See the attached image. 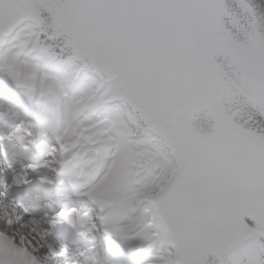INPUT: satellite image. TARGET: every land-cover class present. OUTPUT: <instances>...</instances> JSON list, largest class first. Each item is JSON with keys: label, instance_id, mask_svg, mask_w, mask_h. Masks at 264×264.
<instances>
[{"label": "snow or ice", "instance_id": "snow-or-ice-1", "mask_svg": "<svg viewBox=\"0 0 264 264\" xmlns=\"http://www.w3.org/2000/svg\"><path fill=\"white\" fill-rule=\"evenodd\" d=\"M70 52L105 73L146 134L141 216L157 264H197L186 238L264 235V6L257 0H33ZM4 4L0 3V10ZM243 13L246 36L233 40ZM114 238L119 232H113ZM26 252L10 241L8 259ZM28 264H34L29 260Z\"/></svg>", "mask_w": 264, "mask_h": 264}, {"label": "clouds", "instance_id": "clouds-1", "mask_svg": "<svg viewBox=\"0 0 264 264\" xmlns=\"http://www.w3.org/2000/svg\"><path fill=\"white\" fill-rule=\"evenodd\" d=\"M257 3L264 6V0ZM14 107L0 96V237L27 253L16 264H143L156 233L139 216L104 221L93 199L99 181L89 145L95 141L76 133L71 102L61 128L46 126L39 111L20 116ZM113 232L125 247L119 260L102 255ZM0 259H8L6 244Z\"/></svg>", "mask_w": 264, "mask_h": 264}, {"label": "rangeland", "instance_id": "rangeland-1", "mask_svg": "<svg viewBox=\"0 0 264 264\" xmlns=\"http://www.w3.org/2000/svg\"><path fill=\"white\" fill-rule=\"evenodd\" d=\"M6 3L13 7V11H21V9L13 6L16 3L30 4L27 0H6ZM241 16L242 21H238L235 25L232 24L231 17L228 19V24L233 29L231 32L233 40H243L246 36L247 20L243 13ZM39 37L40 31L29 21L18 22L12 28L0 30V44L3 43L2 38L6 40L5 43L1 44L0 61L4 60V63H19L20 61H24L25 65H29V67L25 68L24 64H20L22 68L12 69L13 73L17 70L20 72L26 71L28 72L26 74H30L29 76L32 78L36 72L35 76L39 77L37 81L40 82V88L47 94V97L53 95L57 98L61 93L72 94L74 99H67L63 101V104L66 114L69 102L73 106L75 120L79 125L75 129L76 133L79 134L80 129L84 127H82V123L86 124L88 122V130L84 131L86 135L94 129V131L101 132L100 134H103L104 139L114 142L113 146L108 148V152L115 155V159L112 161V169L108 171V174L99 183L94 195L100 197V199L110 196L116 183H120L123 180L124 186H121L124 195L123 199L128 196L127 192L134 197L128 208V212L140 218L142 217L140 216L141 212L147 215L149 209L142 208V204L150 197L139 191H136L138 193L136 196L134 191L125 187V185L127 186V180L131 177L132 180L136 179L134 187L138 190L140 176L143 175V169L140 167V158L128 143H137L146 134V128L139 120L138 114L128 103L119 99L110 86L108 76L98 71L93 64H88L84 59L77 58L72 54L69 61L61 62L59 63L61 65L58 66H53L51 64L52 61L37 48ZM20 72H16L17 76L21 74ZM45 74L53 76V79L46 80L48 75ZM87 82H92V87L91 89H86L85 96L74 95L76 89L78 90L79 87L81 89L84 88V84ZM98 140L100 142L101 139ZM98 140H95V146L100 145ZM100 153L102 154L103 151H100ZM116 164H118L119 168H116ZM124 180H126L125 183ZM141 220L145 223L143 217ZM149 224H152V222L150 221L146 225L148 226ZM152 239L157 240V234ZM9 242L4 237H0V245L6 244L8 247ZM243 251L246 252L245 248ZM247 252H249V249H247ZM234 262L235 255L232 252L218 259H205V264H233Z\"/></svg>", "mask_w": 264, "mask_h": 264}, {"label": "bare ground", "instance_id": "bare-ground-1", "mask_svg": "<svg viewBox=\"0 0 264 264\" xmlns=\"http://www.w3.org/2000/svg\"><path fill=\"white\" fill-rule=\"evenodd\" d=\"M14 37V36H12ZM2 41L3 43H5L6 40H4V38H2ZM1 42V41H0ZM1 43V44H3ZM1 44H0V48H1ZM4 50V49H3ZM3 54V53H2ZM45 59V58H44ZM0 63H3L4 64V60L3 61H0ZM53 66H58V65H61L59 64L58 62H54L52 61L51 63ZM38 66V65H37ZM30 71V70H29ZM49 74V73H48ZM3 75H5V77L7 78H10L11 75H13L12 72L8 71V72H5ZM19 75V74H18ZM25 75L27 76L26 72L23 73V76H21L19 79H15L18 83H20L21 85H23L25 88L27 87H30V85H35V81L34 80H28ZM30 75V74H29ZM28 75V76H29ZM35 75H36V72H35ZM11 80H14V77L12 79L11 77ZM92 83V82H91ZM90 82H87L86 84H84V88L81 89V87L78 88V90L76 89V91L74 92V95H79V96H85L86 94V89L87 88H90L92 87V84ZM81 85V84H80ZM94 89V88H93ZM33 98V97H32ZM111 98V97H110ZM6 106V105H5ZM107 110V109H106ZM64 121L66 122V118L65 116L63 117ZM86 123V122H85ZM88 124V122H87ZM87 124H84V129H87L88 130V127H87ZM81 133L83 134V137H86L88 138L90 141H95V140H98V139H104L102 136H101V132H98V131H93L91 133H89L88 135H86L84 131H81ZM88 133V132H87ZM86 135V136H85ZM99 141V140H98ZM101 142V140H100ZM93 144H90L89 147L92 148ZM105 150H108L106 147H103ZM93 151V155L96 157L95 159V166H94V171L97 174L100 173V171H102L103 167L106 165L107 161H106V153L105 151L103 150H99V149H96V148H93L92 149ZM100 151L103 153L101 154ZM114 154V153H113ZM133 176V175H132ZM142 176V175H141ZM140 176V177H141ZM130 179L127 180V186L125 185L126 188H128L129 190H132L135 192L136 196L138 195V193L136 191H138L135 187H134V184H135V181L136 179H133L131 177H129ZM126 180H124V183H125ZM123 182V180H122ZM120 181V183H116V186L113 190V192L111 193L110 196L108 197H105L103 199H100L98 200V204L101 205L103 207V210L106 209V207L108 205H110L111 207V210L109 211H104L106 212L105 215H108L112 221H117V223H123L125 222L123 216L124 214L127 212V206H126V201L123 199V192L121 190V186L123 185ZM124 186V185H123ZM128 190V191H129ZM109 193V194H110ZM135 196V197H136ZM140 196V195H139ZM129 197L131 199V201H133L134 197H132L129 193ZM137 203V202H136ZM133 206V205H132ZM129 210V209H128ZM141 216V215H140ZM142 218V217H141Z\"/></svg>", "mask_w": 264, "mask_h": 264}, {"label": "trees", "instance_id": "trees-1", "mask_svg": "<svg viewBox=\"0 0 264 264\" xmlns=\"http://www.w3.org/2000/svg\"><path fill=\"white\" fill-rule=\"evenodd\" d=\"M30 4L33 3V0H27ZM12 6L7 4L5 10L11 11ZM4 10V8H3ZM19 17L22 19H33L37 20L41 25L42 37L40 39V49L47 52L52 58L60 60H68L71 56V52L67 47V44L64 39L63 31L54 23H49L48 17L50 15L47 9H21ZM2 13H0V21L2 19ZM7 15L4 14L2 23L11 24L17 18H7ZM61 53L59 57L55 56L53 52ZM256 261L257 264H264V240L256 241ZM255 246V245H254Z\"/></svg>", "mask_w": 264, "mask_h": 264}, {"label": "water", "instance_id": "water-1", "mask_svg": "<svg viewBox=\"0 0 264 264\" xmlns=\"http://www.w3.org/2000/svg\"><path fill=\"white\" fill-rule=\"evenodd\" d=\"M92 63L90 60L85 59ZM256 237L264 238V235L255 234L251 238L241 240L240 237L234 235L231 230L211 232L196 238H186L188 246L186 247V255L193 258L197 264H204L203 259L206 256L219 257L230 252L236 246L248 243Z\"/></svg>", "mask_w": 264, "mask_h": 264}]
</instances>
